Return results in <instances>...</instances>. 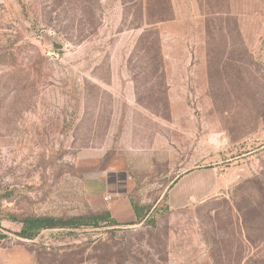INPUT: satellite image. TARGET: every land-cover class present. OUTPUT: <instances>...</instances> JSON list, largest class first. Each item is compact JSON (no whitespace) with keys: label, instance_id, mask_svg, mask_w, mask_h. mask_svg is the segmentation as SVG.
Returning <instances> with one entry per match:
<instances>
[{"label":"rangeland","instance_id":"1","mask_svg":"<svg viewBox=\"0 0 264 264\" xmlns=\"http://www.w3.org/2000/svg\"><path fill=\"white\" fill-rule=\"evenodd\" d=\"M128 2L0 0V264H264V0Z\"/></svg>","mask_w":264,"mask_h":264},{"label":"trees","instance_id":"2","mask_svg":"<svg viewBox=\"0 0 264 264\" xmlns=\"http://www.w3.org/2000/svg\"><path fill=\"white\" fill-rule=\"evenodd\" d=\"M134 1V0H132ZM129 0L128 3H130ZM135 211L137 208L134 206ZM104 211V212H101ZM112 222L114 225L120 224L114 219L107 209H100L98 213L91 215H74L70 217L53 216H33L22 220L23 228L19 233L23 237L32 238L45 228H83L87 226L98 227L102 222ZM134 224V223H130Z\"/></svg>","mask_w":264,"mask_h":264},{"label":"crops","instance_id":"3","mask_svg":"<svg viewBox=\"0 0 264 264\" xmlns=\"http://www.w3.org/2000/svg\"><path fill=\"white\" fill-rule=\"evenodd\" d=\"M108 196L109 199H106ZM90 204L94 210H109L112 217L119 223L130 224L138 220L137 212L130 197L122 193L113 194L108 188L101 193L95 194L90 200Z\"/></svg>","mask_w":264,"mask_h":264},{"label":"built area","instance_id":"4","mask_svg":"<svg viewBox=\"0 0 264 264\" xmlns=\"http://www.w3.org/2000/svg\"><path fill=\"white\" fill-rule=\"evenodd\" d=\"M106 199H109V196Z\"/></svg>","mask_w":264,"mask_h":264}]
</instances>
